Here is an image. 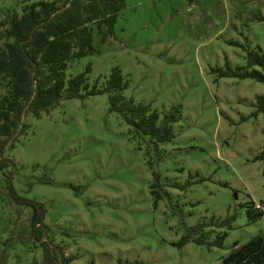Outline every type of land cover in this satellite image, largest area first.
Masks as SVG:
<instances>
[{
    "label": "rangeland",
    "instance_id": "1",
    "mask_svg": "<svg viewBox=\"0 0 264 264\" xmlns=\"http://www.w3.org/2000/svg\"><path fill=\"white\" fill-rule=\"evenodd\" d=\"M31 0H0V18ZM67 60L100 86L114 65L121 90L159 117L172 112V137L153 142L107 108L106 92L62 97L27 124L3 155L15 192L42 203V232L68 264H232L223 257L264 236V81L218 75L244 65L246 49L264 50V0H123L112 33ZM258 67V66H254ZM4 86L0 84V93ZM0 171V264H42L29 210L10 199ZM157 174L162 195L151 189ZM252 203L261 215L249 220ZM258 204V207H256ZM222 245L174 242L199 219ZM260 244H264V238Z\"/></svg>",
    "mask_w": 264,
    "mask_h": 264
},
{
    "label": "trees",
    "instance_id": "2",
    "mask_svg": "<svg viewBox=\"0 0 264 264\" xmlns=\"http://www.w3.org/2000/svg\"><path fill=\"white\" fill-rule=\"evenodd\" d=\"M122 4L123 0H31L22 5L19 13L8 12L0 18V84L4 86L0 93V171L7 170L5 188L10 199L30 208V232L41 246L42 264H68L73 256L65 255L59 244L43 237L42 203L17 194L10 181L13 161L5 157L3 151L26 127L22 119L26 112L38 116L62 97H81L82 90L85 93L106 92L108 110L116 111L133 132L146 134L153 142L169 140L173 135L171 122L176 115L166 112L159 117L147 103L135 102L131 96L123 95L121 90L126 82L118 66L110 68L100 86L88 83V65L83 71L65 76L67 60L84 55L92 47L87 22H94L100 40L104 41L112 33ZM213 69L218 75L249 76L264 81V50L260 47L246 49L244 65L231 67L225 63ZM258 100L259 108L263 109L264 98L259 96ZM258 156L264 158V147ZM152 186L155 203L163 193L155 172ZM244 212L249 220L261 215V210L252 203L245 205ZM233 218L234 215L229 214L221 220L199 219L174 243L181 246L193 241L221 246L225 231L208 238L206 226L225 224L230 227ZM263 238L260 235L252 237L226 254L223 261L264 264V244H260Z\"/></svg>",
    "mask_w": 264,
    "mask_h": 264
},
{
    "label": "built area",
    "instance_id": "3",
    "mask_svg": "<svg viewBox=\"0 0 264 264\" xmlns=\"http://www.w3.org/2000/svg\"><path fill=\"white\" fill-rule=\"evenodd\" d=\"M256 207H258V204H256Z\"/></svg>",
    "mask_w": 264,
    "mask_h": 264
}]
</instances>
